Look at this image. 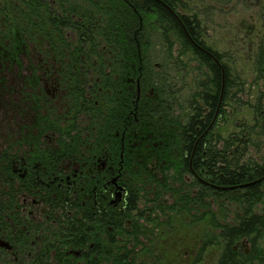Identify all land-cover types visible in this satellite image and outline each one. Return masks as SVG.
I'll return each instance as SVG.
<instances>
[{
  "label": "trees",
  "instance_id": "obj_1",
  "mask_svg": "<svg viewBox=\"0 0 264 264\" xmlns=\"http://www.w3.org/2000/svg\"><path fill=\"white\" fill-rule=\"evenodd\" d=\"M8 1H12L11 14L7 13V0H0V62L20 63L23 56L28 57L31 75L25 82L26 87L37 92L45 75L49 86H62V99L57 103V115L60 118L63 107L66 110L64 118L71 117L70 122L73 119H86L82 121L87 123V118H90V132L96 125L100 126V136L86 147L80 134L72 136L78 129L77 124L61 129V119L55 121L49 111L47 115L37 112L39 133L32 144L36 148L40 136L56 133L59 147L53 150H59L56 161L61 165L70 162V158H85L86 151H101L105 137L115 146L114 130L123 131L127 106L131 104L129 80L139 74L138 58L144 51L146 55V46L151 44L156 32L168 45H173L172 38L178 40L181 51H193L202 66L208 67L206 81L198 94L203 105L197 104L195 114L178 130L171 146L173 154L167 159L168 162L170 160L168 167L176 170L181 166L180 170H176L179 179L184 181V174L191 176L190 191H186L183 186L171 187L169 190L174 204L166 206L157 204V197L162 190L155 189L157 200L149 201L154 202V208L163 214L173 211L179 220L186 217L199 220L201 215L198 213L204 211L206 216L203 217L209 218L210 224L217 226L220 231L218 234L208 232L203 248L220 239L224 243L218 264H251L253 255L240 253L234 246L241 239L253 235V242L256 237L264 238V213L255 215L249 211L238 215L233 225L222 224L217 222L209 198H214L220 205L221 202L237 201L243 211L244 206L261 201L264 198V163L241 160L244 155L243 144L250 132L248 127L241 136L214 138L212 123L217 112L222 111L221 106L218 109V98L220 90L229 86V71L226 67L219 69L208 57L209 54L220 55L202 40L199 21L178 11L180 0H160L158 3L156 0ZM262 26L264 29V5ZM35 56L36 63H40H34L32 57ZM145 64L149 65V62ZM45 65L47 67H43ZM254 66L264 77V42L258 47ZM60 79L64 82L58 83ZM32 101L40 104V100ZM122 106H126V113L119 115ZM130 120L133 124V120ZM24 127L21 130L24 131ZM184 154H187L186 158L182 157ZM179 155L182 161L177 157ZM36 156L37 151L31 155L32 158ZM9 171L13 170H9L7 160H1L0 230L3 231L7 230L5 218L11 208L8 202L9 186H12V208L16 217L22 206L20 191H23V186L18 183L19 176L16 173H13L12 180L9 179ZM76 189L78 198L68 190L59 192L60 199H54L51 194L46 195V214L50 220L46 224L47 235L41 240L44 252L37 253L42 261L40 264H136L135 254L140 244L149 250L148 245L141 243L139 235L145 234L144 237L150 240L157 235L159 227L165 229L170 221L169 218L164 221L161 216H157L150 220L152 225L149 228L138 223L143 219L138 205L140 198L137 191L140 188L131 187L123 210L112 204H96L95 195L83 186H77ZM127 220L132 223L129 229L125 225ZM13 222L19 226V230L27 225V221L18 218ZM142 227L144 231H141ZM15 235L13 237L19 242L23 237L30 245L31 238L25 232ZM54 249L55 253L52 252ZM157 259L160 257L157 256Z\"/></svg>",
  "mask_w": 264,
  "mask_h": 264
},
{
  "label": "rangeland",
  "instance_id": "obj_2",
  "mask_svg": "<svg viewBox=\"0 0 264 264\" xmlns=\"http://www.w3.org/2000/svg\"><path fill=\"white\" fill-rule=\"evenodd\" d=\"M7 3V13L11 14L12 1L7 0ZM263 5L264 0H180L178 4V11L182 12L184 16L195 17L199 21L202 40L220 55L221 68L226 67L229 71L230 83L229 86L222 88L220 94L222 111L217 112L215 116L212 123V133L214 138L220 136L228 139L235 135L241 136L242 131H246V127H248L250 132L245 138L244 155L241 159L245 162L264 163V77L255 70L254 66L258 47L261 42H264ZM8 23L10 24V22ZM13 28L14 26L11 27V29ZM6 32H8L7 29ZM171 40H174L173 45L170 43L168 45L160 33L156 32L151 39V44L146 46V55H144V51L142 56H145L146 63L149 62V65H145L144 75L147 81V96L148 98L151 97L152 107L155 109L153 116L156 119L151 130L155 137L168 136V138H174L176 135L174 138L176 140L178 130L187 124L190 117L195 114V106L197 104L203 105V100L198 94L206 81L209 69L207 66H202L193 51L183 49L181 51L178 40L173 38ZM32 58L36 63L37 56ZM128 66L130 67L131 64ZM43 67H47V65ZM42 70L43 68L41 74ZM30 75V62L26 56L21 58L20 63L0 62V161L3 159L9 161L10 158L21 161L28 155L31 156L35 151L40 154L37 161H42L44 157L41 151L47 152L55 149L56 144L49 142L42 136H40L36 148L33 144L23 141L26 132L21 130V127L31 125L30 134L39 133L38 123L35 122L37 119L32 117L34 115L29 113L30 115L24 116V113L29 110L43 115H47L49 111L50 117L55 121L61 119V129H65L66 126L73 123L77 124L78 129L72 136L75 137L80 134L86 147L100 136L99 125L92 128V132L88 130L90 118H87L89 122L84 123L83 121L86 119L77 121L72 117L73 121L70 122L71 117L64 118L63 114L66 110L63 107L61 109L62 118L57 115L59 96L52 89L56 84L48 86L51 87L52 92L47 95L50 97L47 103L30 102L31 99L40 100V94H44L42 90L36 92L25 86ZM60 80L58 83L64 82L62 79ZM41 83V87L47 83L45 75L42 76ZM151 90H153L152 94ZM157 100L163 101V106H159V109H157ZM72 114L74 116L75 112ZM82 117L83 114L80 115V118ZM17 127L20 128L17 129ZM158 130L160 136L157 134ZM54 138L59 139L55 136ZM134 140L138 142L132 151L133 156H131V168L135 173L126 172L124 180L126 182L132 181L129 183L130 187L140 188L137 191L140 198L138 205L139 212L143 213V219H140L138 223L149 228L152 225L150 220L157 216H161L164 221L170 219L167 227L163 230L162 226L159 227L157 235L150 240L144 237L145 234L139 235V240L148 245L149 250L140 244L135 254L136 264H218L224 242L218 239L210 246L203 248L206 234L208 232L218 234L220 231L217 226L214 227L210 224L209 218L203 217L206 216L204 211L198 213L201 215L199 220L191 217L179 220L173 211H167L163 214L154 208V202L149 201L158 199L157 202L159 203L157 204L160 205L170 206L174 204V198L169 189L183 186L188 191L192 182L191 176L184 174V181L179 179L176 170H180V167H177L175 172L172 169L168 171L170 160L167 163L165 158L150 156L154 144L148 146V150L145 152L147 143ZM87 153L86 151L85 154ZM82 154L84 153L82 152ZM163 161L165 162L163 163ZM162 164L163 167H160ZM64 165L71 166L69 162L64 163ZM155 189L162 190L157 199H155ZM262 190L264 193V185ZM20 192L21 199L24 190ZM209 201L212 204V210L217 215V222L222 224L230 223L233 225L237 222L238 215L242 216L249 211L255 215L264 213V198L254 205L244 206V211L237 201L225 202V204L221 202V205L214 198H209ZM22 204L26 203L23 202ZM26 209L25 213L21 211V208L18 210L19 217L15 216L14 210L13 215L9 212L6 215L9 216V221L15 218L22 219L24 222L32 221L30 224L35 225L33 230L37 231V235L47 234L46 224L48 221L45 213L48 207L40 204L32 209H28V207ZM13 225V230L16 233L19 229L14 222ZM125 225L129 229L132 223L127 220ZM144 230L145 228L142 227L141 231ZM254 237L255 235L238 241L236 243L238 251L246 254L254 251L256 260L253 259L251 264H264V238L256 237L253 242ZM4 240L3 244L8 245L9 241ZM3 248L5 250L0 252V264L19 263V261H13L15 254H12L19 250L18 246L14 244L13 251L12 249L6 250L7 247L4 246ZM16 256L22 257L21 254ZM157 256L160 259H157Z\"/></svg>",
  "mask_w": 264,
  "mask_h": 264
},
{
  "label": "flooded vegetation",
  "instance_id": "obj_3",
  "mask_svg": "<svg viewBox=\"0 0 264 264\" xmlns=\"http://www.w3.org/2000/svg\"><path fill=\"white\" fill-rule=\"evenodd\" d=\"M159 1L160 0H156L157 3ZM161 4H163V2H161ZM154 8L158 9V7L156 6H154ZM208 57L217 64V67L219 69L221 68V61L219 56H211L209 54ZM144 58L145 56H139V74L137 73L133 75L129 80V90L132 93V99L131 104L127 106L128 112L126 113L125 111L126 106H122L119 108V115L121 113H126L127 116L122 123V126H124L123 131L119 129L114 130L115 132L113 133V135L115 136V146H112L110 144V139L108 137H105L104 140H102L103 147L101 151H88L86 157L80 158L79 160H74L71 158L70 160L68 158L71 166H63L58 161H56V157L59 155V150L53 149L48 150L47 152L41 151L44 157L42 161H37L39 157L38 155H40L39 152H37V156L35 158H32L30 155H28L27 157L23 158V160H21L22 162L14 161L13 158H10L9 161H7L9 170L10 168L13 170L9 171V179L12 180L13 173H16L19 176V179H17L18 183L23 186L24 195H22L20 199V202L22 201L21 204L23 202L26 203L22 204L21 206V211L23 213L26 212L27 207L28 209H32L33 207H37L40 204L42 206H47V194H51L54 199H60L59 192L62 190H68L73 193L72 196L78 198V192L76 189L77 186H83V188H87V190L90 191L89 193L94 194L96 204H98L99 202H102L105 205L112 204L114 207H119V209L123 210L124 202L130 196L129 191L131 187L129 183H132V181L126 182L124 180V177L126 172H133V169L131 168V156H133V149L136 148V145H138V142L134 139H137L138 141L143 143H147V146L145 145V152L148 150V146L154 144L155 147H152L153 151H150V156H152L153 158H171L173 154V152L171 151L173 137H161L158 130L157 134L160 136V138H158V136H154L151 130V127H153L152 125H154L156 118L152 113V111L155 109L152 107L151 97L148 98L147 96V81L143 70V67H145L146 65L145 62H143L145 61ZM45 84L46 86L44 85L43 87H39L38 89V91H44V94H40V102L49 100L50 97H48L47 95L48 93L52 92L50 89L51 87H48L49 83ZM52 89L53 92H55L59 96L57 100H61V88L59 86H53ZM221 92L222 91L220 90V94ZM152 93L153 90H151V94ZM55 99L56 97L54 98V100ZM157 101V109H159V106H163V101ZM220 101L221 98L219 97L218 109L220 108ZM29 113H32L34 115L32 117L34 119H37V112L32 110L25 112L24 116L26 117ZM130 119L133 120V124ZM29 128L30 125L24 127V131L26 132V134H24L23 141L32 145L37 134L31 135ZM54 136L58 137L54 132L50 134L45 133L44 135H42V137L44 139H47L49 142H54L56 144L55 148H58V140L55 139ZM151 139L153 140L151 142H148ZM165 142L166 144L164 145ZM53 153L56 154V156H54ZM175 154L180 153L175 152ZM177 157H179V160L182 161V157L186 158L187 154H184L182 157L180 155ZM164 162L165 161H163V163ZM15 164L16 170L14 169ZM160 167H163V164ZM178 167L181 166L179 165ZM170 169L174 170L175 172L174 168H167L168 171ZM11 182L12 181H10V184ZM11 187L12 186H9L8 189L10 193L8 202L9 204L11 203V208L7 212L13 215ZM97 196H100V198ZM89 197L91 198L90 195ZM7 216L8 215H6V217ZM46 217L47 220H50L49 215L46 214ZM5 219L6 223H9V225H7L6 231L0 230V252L5 250L3 246L7 247L6 250L12 249L13 251V245L15 244L19 247V250H17L16 253H12L15 254V257L13 258L14 262L16 260L19 261L20 264H40L42 261L38 257L37 253L44 252L41 240L47 234L43 233L42 236L37 235V231L33 230V227L35 226H32L30 224V222L32 221L27 220V222H25L27 225L25 224L26 226L21 228V230H17L16 233L25 232L27 237L31 238L30 245H28L29 242H27L23 237L21 242H19L16 238L13 237H16V235L13 230V222L10 223V221L14 220L9 221V216ZM9 235H11V237H9ZM4 239H7L9 241L8 245L3 244ZM234 248L238 250L237 244L234 246ZM52 251L55 253V249ZM254 253L255 252L253 251V253L250 252L249 254L253 255V259L256 260ZM18 254H21L22 257L18 258L16 256ZM15 263L19 264L18 262Z\"/></svg>",
  "mask_w": 264,
  "mask_h": 264
}]
</instances>
